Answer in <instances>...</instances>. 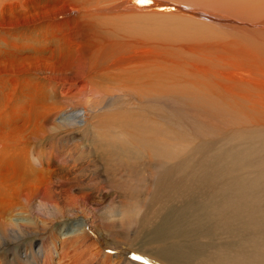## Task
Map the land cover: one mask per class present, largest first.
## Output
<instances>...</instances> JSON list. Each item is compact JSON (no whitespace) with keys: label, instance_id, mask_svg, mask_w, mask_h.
Masks as SVG:
<instances>
[{"label":"bare ground","instance_id":"6f19581e","mask_svg":"<svg viewBox=\"0 0 264 264\" xmlns=\"http://www.w3.org/2000/svg\"><path fill=\"white\" fill-rule=\"evenodd\" d=\"M48 1L50 3L37 5L32 12L33 18L31 17L40 22H50L43 27L52 31L51 41L48 46L41 48V50H48V53L42 51L44 55L37 56L29 54L20 60H0V75L5 74L8 77L0 78V103L7 104L11 97H15L10 92V87L7 88V92L1 91V87L10 86L9 84L16 77L29 73L34 76L40 86L44 85L36 92L34 89L28 91L29 93L22 90L24 93L22 102L6 109L5 111H9L8 115H0V197H5L1 200L3 210L0 211V229L3 231L0 232V251L2 247L11 249V245H8L10 241H5L7 234L9 237L16 236L18 242L15 244L21 247L23 238L37 234V230L46 229L45 224V227H34L36 216H40L41 219L49 217V223L70 219L71 216L74 219L77 218L74 217V212L81 207L83 217L77 218L80 223L60 228L59 234L73 235L76 247L78 246L82 253L89 256L82 264H103L100 262L99 254L101 256L105 249L101 247L96 253L90 254L91 245H87L89 235L84 230L88 227L93 233L98 227L100 232L101 221L98 224L94 214L96 209L89 208L85 200L72 195L73 189L78 187V177L75 178L68 173L65 175L66 182L62 181V177H55L49 158L64 161L63 154H60L52 145L43 146V142L38 140L44 138L47 133H42L43 129L52 133L62 126L69 127L85 122L92 109L87 111V116L85 108L79 111L76 115L79 120L75 121L71 114L76 111L70 108L59 116L60 125H54L59 107L66 104L68 100L79 104L82 97L89 95L98 97L99 102L114 98V95L108 92L110 85L121 84L120 88L128 89L135 99L141 98L140 102H152L145 94L156 95L158 98L154 101L162 103L166 109L169 108L168 112L170 111L177 118L175 122L181 120L183 122L184 117L181 112L196 110L197 117L207 124L206 127L188 126L198 135L201 133L206 135L211 128L220 130V126H223L225 131L229 130L232 136H236L238 142L235 146L234 143L228 146L226 151L237 148L228 152L225 159L231 160L236 165L239 163L238 160L241 161V158L246 156L252 161H241L244 167L249 163L255 164L249 167L251 170H248V175H242L239 181H243L242 185L247 190H252L258 183L264 182V0H228L224 10L213 8V11L206 9L207 12L204 11L203 6H200V2V5H196L195 1L196 6L193 2L192 5L183 6V4L162 0H112L104 4L97 3L91 8V17L94 19L90 21L88 8L91 4L88 2L91 0H86L84 3L87 7L82 9L74 0ZM66 6L73 10H69L66 14L60 13ZM181 10L184 11L181 12ZM155 11L180 12L183 14V16L177 15L180 19L183 21L187 19L191 24L196 22L197 28L203 32L190 27L189 29L181 28V35L175 38L164 36L154 39V36L145 29L140 37L130 35L131 28L133 33L136 30H142L140 28L142 17H163L164 15L176 18L159 12L154 14ZM128 13H131L130 18L126 15ZM62 16L65 18L63 19ZM124 16L127 20L129 19L126 23L127 29L119 37L122 32L121 27L124 25ZM53 17H58L59 20ZM76 17L79 19L78 23ZM54 19L57 21L54 22ZM94 20L100 22L102 34L96 32ZM13 23L11 20L10 25ZM62 25H68L69 31L61 27ZM111 31L115 33L110 34ZM73 32H76V35ZM142 37H146V41L142 40ZM26 44L13 43L12 45L15 51H19ZM88 50H94L99 54L98 59L92 63V69L99 77L100 81L97 84H100V87L91 83H95L96 80L87 68L88 60L85 53ZM4 53L9 55L10 51L7 50ZM97 62L102 63L100 68ZM22 80L23 85L25 79ZM128 86L132 89L130 90ZM148 91L150 93H147ZM112 92L115 94L117 91L112 89ZM174 111L179 114H175ZM165 115L164 120L167 117ZM140 124L142 123L137 119L129 120L122 129L127 132L137 127L144 129L139 126ZM45 126L47 128H44ZM116 129L117 127L113 131L115 132ZM115 133L121 136L111 137L113 134H109L108 141L104 139L105 137L99 141L105 143L106 148H112L111 151L116 155L126 158L131 155L138 156V149L142 147L148 148L149 152L151 148L153 149L150 155L149 152L144 151V155L151 157L153 161H160L162 155L166 158L165 151L159 152L163 149L162 141L160 145L157 144L159 142H156L153 134V137L149 135L139 139L132 134L135 137L128 139L122 136H128L131 133ZM247 139L259 141L260 147L254 148L258 150L259 155L254 150L242 152L249 150L243 146L247 143ZM52 142L56 143L54 140ZM30 143L34 146L29 147ZM166 154L169 156V153ZM44 157L47 159L45 162L42 160ZM72 157L74 154L68 153L67 164ZM69 167V170L74 172L75 165ZM7 191L14 196V199L8 197ZM247 196L251 198L249 202L238 204L237 209L230 205L228 209L239 213H252L256 222L259 223L260 216L264 215V212L258 206L264 204L262 203L264 196L259 198L258 195L251 193ZM64 199L71 200L69 205ZM134 206V203L127 206L126 213L121 210L122 220L129 216ZM32 210L37 211L38 215L35 213L31 215ZM107 220L110 219L107 218ZM100 239L99 245L102 246L101 242L105 240ZM254 243H257V239ZM27 252L24 254V249H19L16 255L22 264H51V258L55 254L49 247L37 248L34 253L29 247ZM0 262L14 264V259L2 254Z\"/></svg>","mask_w":264,"mask_h":264},{"label":"rangeland","instance_id":"374dc122","mask_svg":"<svg viewBox=\"0 0 264 264\" xmlns=\"http://www.w3.org/2000/svg\"><path fill=\"white\" fill-rule=\"evenodd\" d=\"M74 1L80 9L87 7L84 3L86 0ZM108 1L112 0L89 1L88 4L91 6L88 8V20L94 19L91 17V8L97 3L104 4ZM162 1L183 4V6L192 5L193 2L194 5L195 3L196 5L201 4L202 8L213 11V8L224 10L228 0ZM48 3H50L48 0H0V60H20L29 54L37 56L44 55L42 51L48 53V50H41V48L48 46L51 41L50 34L52 31L43 27L50 22L32 19L34 15L32 12L37 8V5ZM69 10L73 9L66 6L60 13L66 14ZM183 11L181 10V12ZM159 13L162 15L169 14L176 18L164 15L163 17H142L140 19L142 30H136L133 33V28H131L129 29L130 35L134 34V36L140 37L145 29L154 36V39L164 36L175 38L181 35V28L189 29L190 27L203 32L197 28L196 22L191 24L187 19L186 21L180 19L177 16H183L180 12L163 11ZM126 15L130 18L131 13ZM53 18L59 20L58 17ZM55 19L54 22L57 21ZM11 20L14 22L12 25H10ZM76 20L78 23V17ZM128 20L126 16L123 17L124 25L121 27L122 32L119 37L127 29ZM93 24L96 27V32L102 34L100 22L94 20ZM61 27L67 31L70 29L68 25ZM114 33L111 31L110 34ZM73 34L76 35V32ZM138 34L141 35L138 36ZM141 39L146 41L147 38L142 37ZM13 43L27 44L21 50L15 51ZM7 50L10 51L9 55L4 53ZM85 54L88 60L87 68L96 80L95 83H91L100 87L101 85L97 84L100 81L99 77L96 71L92 69V63L98 59L99 54L94 50H88ZM97 63L99 64L98 68H100L102 63ZM0 78L8 77L1 74ZM22 79H25L23 85ZM9 85L2 86L1 91L7 92V88L10 87V92L15 97H22V94L24 95L22 90L29 93L33 89L36 92L39 88L44 87V85L40 86L34 76L29 73L16 77ZM120 85H110L111 88L108 89V92L114 95V98L111 99L99 102L98 97L89 95L90 97H82L79 104L73 100H68L66 104H62L58 109L59 115L56 113V121L54 122L56 126L60 125L58 119L65 110L73 108L76 111V113L71 114L75 121L79 120L76 115L82 109H86V116L87 111L92 110L83 123L69 127L62 126L52 133L43 129L42 133H47L44 138L38 140V142H43V146L52 145L60 154H63L64 161L62 159L58 161L53 157L49 158L53 165V172L55 171V177H62V181L65 180V175L68 173L75 178L78 177V187L73 189L72 195L79 196L81 200H85L89 208L96 209L94 214H96L97 222L98 224L99 221L102 222H100L102 227L100 232L98 227L93 233L88 227L84 229L89 235L87 245H91L89 247L90 254L96 253L101 247L104 248V253L101 256L99 254L100 262L103 264L105 262L106 264H264V215L260 216V222L257 223L252 213H239L228 209L230 205L237 209L238 204L249 202L251 198L247 194H255L259 198L264 196V182L258 183L257 187L252 190H247L242 185L243 181H239L242 175H248V170H251L249 167L255 165L249 163L244 167L241 161L250 162L252 161L250 158L245 156L241 158V161L238 160L239 163L236 165L231 160L225 159L228 152L237 148L226 151L228 146L233 143L235 146V143H238L236 136H232L229 130L228 132L225 131L223 126H220V130L211 128L206 135L201 133L200 136L188 127L207 126L197 117L198 112L196 110L181 112L184 117L183 122L182 120L175 122L177 118L170 111L168 112L169 108L166 109L162 103L154 101L158 98L156 95L145 94L152 102H140L141 98L136 97L137 99H135L128 89L120 88ZM128 87L130 90L132 89L130 86ZM112 89L117 92L114 94ZM9 107L11 106L8 101L7 104L0 103V115H8L9 111L5 110ZM162 111L164 115H167V117L165 115L166 120H164ZM174 113L179 114L175 111ZM126 117H131L129 120L132 121L137 119L142 123L139 126L144 129L137 127L128 132L122 129L126 125V121H129L125 119ZM229 124L232 125V123ZM115 127H117L115 132L131 133V135L122 136L128 139L135 136L136 139H139L144 136L155 135L152 137L156 142H159L157 144L160 145L162 141L163 149H160L159 152L165 151L166 158L162 155L160 161H153L151 157L144 155V151L149 152V149L142 147L138 149V156L131 155L126 158L114 154L111 151L112 148H106L105 143L99 139L105 137L104 139L108 141L111 134H113L111 137H120L121 135L113 131ZM53 140L56 143H53ZM38 145L41 144L38 143ZM32 146L34 144L30 143L29 147ZM243 146L245 149H249L242 151L243 153L254 150L258 154V150L254 148H259L260 143L257 140L247 139V143ZM152 150L151 148L150 152ZM68 153H73L74 157L69 158L67 164ZM166 153H169V156ZM42 160L45 162L47 159L44 157ZM71 165H75L74 172L69 170ZM234 166L236 167L232 168ZM249 176L251 175L249 174ZM65 187L67 188L68 185L66 184ZM7 195L14 199L9 191H7ZM63 196L66 197V195ZM3 198L5 197H0V211L3 210L1 203ZM38 198L40 200L41 196ZM64 201L68 200L64 199ZM70 202L71 200L67 204ZM132 203L136 207L134 206L130 210L129 216L122 220L121 210L126 213V207ZM258 207H261L260 210L264 212V204ZM34 210L31 211V215L33 213L38 215L37 211L34 212ZM81 211L82 208L80 207L74 212V217L82 218ZM77 213L78 215H76ZM72 218L73 216L70 219L66 218L49 223V217L41 219L40 216H36L34 227L46 226V229L37 230V234L23 238L21 247L15 244L18 242L16 236L9 237L7 234L5 241H10L8 245H11V249L2 247L0 255L6 254L9 258L14 259V264H22L19 257L16 256L19 249H24L25 254L29 247L33 253L37 248L46 249L49 247L51 251L55 252L51 258V264H82L89 256L82 253L78 246L76 247L75 242H73V235L59 234L60 228L71 226L73 223H80L79 219ZM2 231L0 229V232ZM65 232L67 231L65 230ZM98 236L103 241L105 240L103 243L101 242L102 246L99 245L98 240L100 238ZM256 239L257 243H254Z\"/></svg>","mask_w":264,"mask_h":264},{"label":"flooded vegetation","instance_id":"af4514ba","mask_svg":"<svg viewBox=\"0 0 264 264\" xmlns=\"http://www.w3.org/2000/svg\"><path fill=\"white\" fill-rule=\"evenodd\" d=\"M22 102V97H11L9 101V105L13 106L16 103H21Z\"/></svg>","mask_w":264,"mask_h":264},{"label":"crops","instance_id":"0c3cea01","mask_svg":"<svg viewBox=\"0 0 264 264\" xmlns=\"http://www.w3.org/2000/svg\"><path fill=\"white\" fill-rule=\"evenodd\" d=\"M204 11H206L207 12V10L205 9Z\"/></svg>","mask_w":264,"mask_h":264}]
</instances>
